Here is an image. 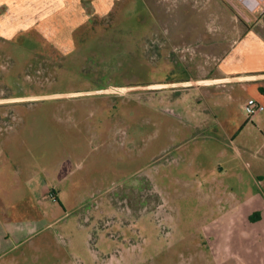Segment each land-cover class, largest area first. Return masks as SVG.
<instances>
[{
  "label": "rangeland",
  "instance_id": "rangeland-1",
  "mask_svg": "<svg viewBox=\"0 0 264 264\" xmlns=\"http://www.w3.org/2000/svg\"><path fill=\"white\" fill-rule=\"evenodd\" d=\"M223 1L0 4V100L38 96L0 104L41 215L13 264H264V83L196 86L264 70V0Z\"/></svg>",
  "mask_w": 264,
  "mask_h": 264
},
{
  "label": "crops",
  "instance_id": "crops-1",
  "mask_svg": "<svg viewBox=\"0 0 264 264\" xmlns=\"http://www.w3.org/2000/svg\"><path fill=\"white\" fill-rule=\"evenodd\" d=\"M23 5H33V8H36V4L32 0H19ZM41 0H38V8L35 9L34 13H37L44 7L49 5L53 6L56 3L55 0H44L42 3ZM49 1V2H48ZM2 2H6V0H0V4ZM20 3L15 2L14 4L8 3L10 6L19 7L18 13L24 12L20 7ZM58 3V0H57ZM56 3V4H57ZM58 10V9H57ZM42 11V10H41ZM3 15V13H2ZM9 15V14H8ZM6 18L5 20H7ZM3 19V22L5 21ZM44 20V19H43ZM19 20H14L17 22ZM21 21V20H20ZM6 22V21H5ZM13 22V21H12ZM36 24H40V22ZM21 30V29H18ZM260 49V47L258 48ZM261 54H264V49L259 50ZM263 52V53H262ZM262 56V55H261ZM264 69V67H263ZM202 82L196 86L198 88H214L218 86H223L227 83L236 82L240 84H255V83H264V70L259 72H243L239 74H224L217 77L210 78L208 80H201ZM28 98H38L36 97H10L4 100H0V104H6L11 102L23 101ZM263 100H264V92H263ZM6 116V114H3ZM2 136V135H1ZM18 141L21 142L20 137H18ZM10 144V141L7 137H0V158L4 157V160L11 162L10 159L14 156V153L10 152L7 148V145ZM13 164L16 169L20 168V163L18 161L13 160ZM4 171L3 166L0 163V262L3 261L2 264H13L16 263V259L11 256V254L19 249L21 245L27 240L31 239L33 235H36L38 232V220H41V215L38 214V201L36 199H32L31 196H27V191L24 186L20 189L18 186L17 189H14L16 186H10L8 188L9 197L7 199L6 193L4 192V187L7 186L6 177L3 178ZM10 189V190H9ZM47 189L45 190V192ZM50 195L56 199V194L53 190H50ZM48 191V192H50ZM2 192V193H1Z\"/></svg>",
  "mask_w": 264,
  "mask_h": 264
},
{
  "label": "built area",
  "instance_id": "built-area-1",
  "mask_svg": "<svg viewBox=\"0 0 264 264\" xmlns=\"http://www.w3.org/2000/svg\"><path fill=\"white\" fill-rule=\"evenodd\" d=\"M247 12L252 13L256 10L259 4V0H239ZM244 115L249 121H251L257 114L264 110V106L261 102L255 99H248L242 106ZM53 197V196H52Z\"/></svg>",
  "mask_w": 264,
  "mask_h": 264
},
{
  "label": "trees",
  "instance_id": "trees-1",
  "mask_svg": "<svg viewBox=\"0 0 264 264\" xmlns=\"http://www.w3.org/2000/svg\"><path fill=\"white\" fill-rule=\"evenodd\" d=\"M220 2L222 3V5L230 12L233 13V10L231 9V7L225 3L223 0H220Z\"/></svg>",
  "mask_w": 264,
  "mask_h": 264
}]
</instances>
